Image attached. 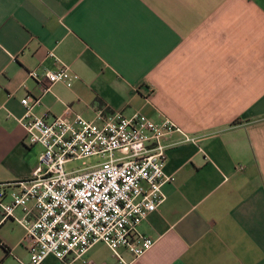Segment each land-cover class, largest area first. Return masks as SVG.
Here are the masks:
<instances>
[{"label":"crops","instance_id":"crops-1","mask_svg":"<svg viewBox=\"0 0 264 264\" xmlns=\"http://www.w3.org/2000/svg\"><path fill=\"white\" fill-rule=\"evenodd\" d=\"M61 65L72 87L29 78ZM27 96L47 122L140 113L196 141H166L174 181L138 227L155 244L139 259L119 248L126 263L264 264V0H0V185L30 179L43 152L20 123ZM3 217L0 264H29ZM44 264L119 262L99 243Z\"/></svg>","mask_w":264,"mask_h":264},{"label":"built area","instance_id":"built-area-1","mask_svg":"<svg viewBox=\"0 0 264 264\" xmlns=\"http://www.w3.org/2000/svg\"><path fill=\"white\" fill-rule=\"evenodd\" d=\"M53 56V55H52ZM44 94L58 83L72 87L69 67L57 71L29 73ZM40 100H21L25 115L20 123L30 146L43 152L28 180L0 185L3 220L14 218L24 229L23 243L29 264H44L49 256L59 261L82 258L95 245L106 244L119 264L125 248L135 259L149 252L154 244L138 227L166 201L163 188L174 181L167 175L166 141L181 134L196 143L170 120L156 124L136 113L104 115L97 121L82 116L47 122L33 114ZM97 158L94 167L66 170L76 160ZM21 210L22 218L15 213Z\"/></svg>","mask_w":264,"mask_h":264},{"label":"rangeland","instance_id":"rangeland-1","mask_svg":"<svg viewBox=\"0 0 264 264\" xmlns=\"http://www.w3.org/2000/svg\"><path fill=\"white\" fill-rule=\"evenodd\" d=\"M98 162H100L97 158H89V159H82L70 162L66 166V170L70 171H77V170H85L87 168L94 167Z\"/></svg>","mask_w":264,"mask_h":264}]
</instances>
